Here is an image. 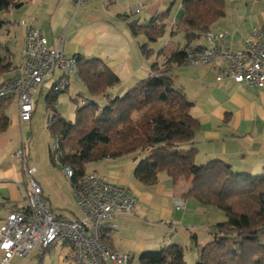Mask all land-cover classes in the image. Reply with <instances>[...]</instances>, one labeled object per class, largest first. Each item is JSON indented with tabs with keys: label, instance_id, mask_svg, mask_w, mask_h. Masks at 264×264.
Instances as JSON below:
<instances>
[{
	"label": "crops",
	"instance_id": "crops-1",
	"mask_svg": "<svg viewBox=\"0 0 264 264\" xmlns=\"http://www.w3.org/2000/svg\"><path fill=\"white\" fill-rule=\"evenodd\" d=\"M20 2L22 7L17 12L21 18L20 26L11 21L14 12L3 17L11 28L9 36H14L15 39L16 58L8 42L5 47L8 52L6 58L4 57L6 59L4 63L13 65L11 71L13 74L20 63V50L28 28L40 30L50 48L60 40L62 50L68 57L81 55L84 58H98L103 61L118 80L117 83L108 86L107 95L111 99L123 95L140 80L148 77L151 74V65L156 63L159 70L166 72L172 79L173 85L176 82L177 85L174 87L181 89L194 104L191 115L199 122L194 138L198 150L195 163L205 164L218 159L229 164L235 171L250 174L262 171L264 89L258 90L246 84H235L228 78L217 82L216 78L219 75L217 67L188 68L184 63L167 64L166 58L170 52L182 50L186 46L182 29L179 28L178 32L176 22L173 23L177 19H171L174 0H112L109 3H88L83 5L82 10L79 9L82 7L80 6L74 8V11L73 0ZM246 2L229 0L228 11L239 15L238 22L234 23L227 17L225 3V17L211 28L213 35H224L219 41L222 47L239 50L243 46L244 38L252 29L264 30V0L252 2L254 6L249 12L245 10L240 12L243 6L249 4V0ZM135 7L139 9V14H135ZM164 8H166L164 11L170 8V12L160 23V26H164V34L156 42L149 43L144 34H134L131 31L130 24L144 26L151 18L164 12ZM179 8L181 9V4ZM247 17L253 23L246 27L244 23ZM158 41L162 45L153 48ZM203 45H206L204 38L189 44L190 47ZM146 51H150L149 56L146 55ZM57 77L55 73L48 79L53 81L52 86ZM6 111L9 126L0 133V223L8 212L24 208L26 205L23 191L24 165L14 157L15 154L23 150L27 165L34 167L29 164V150L24 139L27 124L31 120L26 123L19 121L18 108L14 101H11ZM135 164L136 162L129 156L102 160L95 166L97 172H91L125 188L136 199L133 214L116 219L117 230L110 234V245L113 249L120 253L129 252L123 246L128 242L123 233L131 229L135 217L139 218L144 213V220H148V223L160 229L166 230L165 227H168V230H174L185 240H190L191 235L195 234L193 228L206 227L200 218L205 216L208 208L199 206L190 197H183L188 189V183H180L173 187L169 177L160 175L154 186L145 187L132 176ZM40 189L49 211L54 216H63V212L55 213L51 209V201L57 199L53 193ZM116 242L119 243L118 248ZM131 244L137 247L139 252L145 248V244L141 242ZM34 253L31 257L35 256Z\"/></svg>",
	"mask_w": 264,
	"mask_h": 264
},
{
	"label": "trees",
	"instance_id": "trees-1",
	"mask_svg": "<svg viewBox=\"0 0 264 264\" xmlns=\"http://www.w3.org/2000/svg\"><path fill=\"white\" fill-rule=\"evenodd\" d=\"M20 1L0 0V26L8 22L3 19L5 15L20 10ZM180 4L176 26L182 29L186 46L168 54L169 65L183 64L188 50L201 47L189 44L204 38L225 17V0H181ZM169 12L170 8L144 26L130 24L131 31L144 34L149 43H154L164 34V26L156 23L163 22ZM73 57L77 61L76 82L82 84L89 99L80 94L72 99L75 103L82 100L81 106L76 107L74 120L66 121L57 113L55 104L67 89L54 93L53 86L50 88L45 98L50 111L47 129L52 138H58L61 152L56 164L49 149L50 163L70 167L74 182L84 175L89 163L129 156L136 162L133 178L145 187L154 186L160 175L169 177L173 187L188 183L183 197L192 198L203 208L213 207L225 217L209 227L212 239L202 247L197 264H264V168L258 174H250L235 171L218 159L196 164L198 150L194 138L199 122L191 115L194 104L174 87L172 79L156 63L151 65L148 77L111 99L108 86L118 80L103 61L81 55ZM10 64L0 62V86L15 77ZM97 98L104 100L103 107ZM11 101L0 98V133L9 126L6 110ZM111 233L104 234L109 244ZM190 240L195 242L196 235L192 234ZM50 248L41 250L40 255ZM183 257V248L171 244L141 252L138 261L185 264Z\"/></svg>",
	"mask_w": 264,
	"mask_h": 264
},
{
	"label": "built area",
	"instance_id": "built-area-1",
	"mask_svg": "<svg viewBox=\"0 0 264 264\" xmlns=\"http://www.w3.org/2000/svg\"><path fill=\"white\" fill-rule=\"evenodd\" d=\"M112 0H73L75 9L88 3H109ZM135 14L139 9L135 7ZM224 35L208 33L206 45L188 50V68L217 67L220 82L223 78L235 84L264 89V30L252 29L239 50L219 44ZM61 41L50 48L41 31L28 28L20 50V63L15 77L0 86V98H10L18 108L22 123L30 122L34 111V96L52 75L58 77L53 92L68 89L70 81H78L77 61L62 50ZM51 155L56 164L61 157L59 140L52 138ZM24 165L25 207L8 212L0 223V264H10L17 258L25 261L38 250L55 245L72 248L74 264H130L131 256L116 251L104 238L106 232L117 230L116 219L132 215L136 199L125 188L108 182L96 173H84L72 182L73 171L68 166L62 172L68 180L76 218L54 216L48 209L39 184L34 179L36 169L27 165L25 152L15 154Z\"/></svg>",
	"mask_w": 264,
	"mask_h": 264
},
{
	"label": "rangeland",
	"instance_id": "rangeland-1",
	"mask_svg": "<svg viewBox=\"0 0 264 264\" xmlns=\"http://www.w3.org/2000/svg\"><path fill=\"white\" fill-rule=\"evenodd\" d=\"M174 1L175 3L173 4L171 19H178L180 15L179 13L181 11L180 8L178 9L180 0ZM246 1L247 0H245V2ZM252 2L256 1L249 0V4L245 5V7L243 6V9H241L240 12L243 10H245V12H249L254 6V3ZM225 3V11L227 13V17L230 18L234 23H237V17L239 15L231 14L228 11L227 4L229 3V0H225ZM72 9V11L75 10L74 6H72ZM79 9L82 10L83 6ZM165 9L166 8H164L163 11ZM12 16L13 17L11 18V21H15V23H18V26H20V15L17 13H13ZM140 18L142 19L141 16ZM175 22L177 23V21L174 20L173 23ZM160 23L161 22H157L156 25L160 26ZM251 23L253 22H250V19L247 17L245 19L244 25L247 27L251 25ZM15 25L17 26V24ZM8 26V22L0 26V62L2 64L6 62L5 58L8 52L5 48L8 45L6 44V42L9 43V46H11V51L16 58L15 39L14 36H9L11 28ZM173 26L175 25L173 24ZM176 30L178 32L180 31L179 28H177ZM12 33H14V31H12ZM160 45L162 44L158 41L157 44L153 46V48L160 47ZM71 81L69 88L66 90V92L61 93L58 96L55 104L57 113L66 121H73L75 117L74 113L76 107L81 106L82 100L77 98L78 100L75 103L72 101V99L76 98L78 94H80L83 99H89V96L82 84L76 82L75 80L73 81L72 79ZM52 83V80H47L42 85V88L39 89V91L35 94L34 112L31 118V122L27 124L26 136L24 139L25 145L29 150V164L36 167L37 169V173L34 174V179L39 184L40 188L44 190V192L45 190H48L49 192L53 193L54 197L57 198L56 200L54 199V202L51 201V209L55 213L63 212V217L73 218L75 216H78V211L75 207V201L73 198L71 186L68 180L65 178L62 169H60L56 165H53L49 161L48 151L51 148L52 137L50 136L47 129L48 120L50 118V111L46 108L45 98L50 91V88L52 87ZM174 85H177L176 82H174ZM96 101L101 107H103L105 104L104 100H102L101 98H97ZM96 164H98V162L87 164L85 167V172H97L95 170ZM21 168L22 166L20 167V169ZM144 215L140 216L139 218L135 217L133 220V225L131 224V229L123 233L126 239H128V242L124 243L123 246L129 252L121 251V253H129L130 255H132L133 259L131 264H140L138 261V255L141 252L156 251L171 244L180 245L183 248V260L185 264H197L202 247L212 239V236L208 233L209 227L225 220V217L221 212L213 207H209L205 216L200 218V221L204 223L203 225H206V227L204 226L193 228V233H195L197 237L196 241L193 242L191 240L183 239L180 235H178V233L176 234L174 230H168V227H165V230L148 223V220H144ZM178 217L176 219H178ZM207 226L209 227L207 228ZM132 242L136 244L138 242L144 243L145 248H143V250L139 252L138 248L134 247L131 244ZM116 244L118 248L119 243L116 242ZM40 254V250L37 249L34 253L35 256L33 255L34 257H31L24 262L14 259L10 264H74L72 248L68 245H57L51 247L50 250L45 252L43 256H41Z\"/></svg>",
	"mask_w": 264,
	"mask_h": 264
}]
</instances>
